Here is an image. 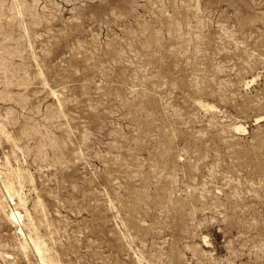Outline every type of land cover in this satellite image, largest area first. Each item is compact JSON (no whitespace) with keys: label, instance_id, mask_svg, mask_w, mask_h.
Here are the masks:
<instances>
[{"label":"rangeland","instance_id":"374dc122","mask_svg":"<svg viewBox=\"0 0 264 264\" xmlns=\"http://www.w3.org/2000/svg\"><path fill=\"white\" fill-rule=\"evenodd\" d=\"M0 177V264H264V0H0Z\"/></svg>","mask_w":264,"mask_h":264},{"label":"bare ground","instance_id":"6f19581e","mask_svg":"<svg viewBox=\"0 0 264 264\" xmlns=\"http://www.w3.org/2000/svg\"><path fill=\"white\" fill-rule=\"evenodd\" d=\"M1 178V177H0ZM3 184H4V187L7 189V191H8V193L11 195V190H10V188H8L7 187V185H6V182L4 181V182H2ZM1 186H2V184H1ZM22 217V216H21ZM11 218H13L14 219V222H15V220H19V218H20V216L19 215H16L15 213H14V215H13V217H12V215H11ZM12 220V219H11ZM19 222V221H18ZM19 224V223H18ZM37 246V245H36ZM38 252V251H37ZM39 254V253H38Z\"/></svg>","mask_w":264,"mask_h":264}]
</instances>
